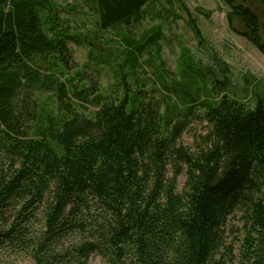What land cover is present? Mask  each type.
Returning a JSON list of instances; mask_svg holds the SVG:
<instances>
[{
    "label": "trees",
    "instance_id": "trees-1",
    "mask_svg": "<svg viewBox=\"0 0 264 264\" xmlns=\"http://www.w3.org/2000/svg\"><path fill=\"white\" fill-rule=\"evenodd\" d=\"M157 1L84 0L96 33L117 35ZM222 2L264 54L258 17ZM62 24L55 0H0V249H21L34 264H264V77L246 76L237 94L229 66L210 54L206 66L182 64L176 100L163 106L125 87L116 101L98 79L81 89L61 79L67 44L90 40ZM140 37L122 36L118 62L100 59L123 86L162 28ZM46 93L55 108L40 100ZM87 104L92 117L79 112ZM199 110L206 133L187 146Z\"/></svg>",
    "mask_w": 264,
    "mask_h": 264
},
{
    "label": "rangeland",
    "instance_id": "rangeland-1",
    "mask_svg": "<svg viewBox=\"0 0 264 264\" xmlns=\"http://www.w3.org/2000/svg\"><path fill=\"white\" fill-rule=\"evenodd\" d=\"M55 3L62 25L69 26L70 34L90 38L89 44L84 43L81 46L68 43L66 58L63 57L59 68L63 73L61 79L66 80L69 85L75 83L79 89L98 79L101 92L112 95L116 101L122 100L127 87L128 96L134 97V92L139 90L141 100L152 99L163 105L170 97L176 100L177 94L186 83L182 64L195 57L200 67L206 66L210 63V54L216 55L229 66V79L237 94L240 93L246 76L258 80L264 77V54L247 39V29L242 22L234 20L230 25V9L222 0H171V3L158 0L154 6H145L141 10L142 13H147L144 19L135 27L124 26L121 35L113 30L97 34V22L84 0H55ZM238 3L250 8L258 17L264 39V6L259 0H238ZM192 20H195L200 36L196 37L193 32L189 24ZM159 26L162 28L163 38L139 57L140 67L134 76L126 77V86H123L116 73L100 62V59L118 62L119 59L113 53L117 48H124L123 35L138 40L140 36L151 34ZM157 67L165 71L159 70L158 73ZM217 68L213 76L219 79L223 70L222 66ZM80 71H83V75L78 78L76 76ZM122 73L124 72L121 71L119 75ZM161 76L166 81L165 85L172 89V93L162 85ZM33 93V98H37L35 91ZM40 100L49 103V109L55 108L56 98L53 93L42 94ZM79 112L86 117H92L94 107L87 104ZM200 112L197 111L190 118L189 129L183 135L182 143L187 146H193L195 138L206 133V124L200 119ZM184 181L185 177H182L180 183L183 184ZM236 219L230 225H239ZM35 228L39 230V225L35 224ZM98 263L99 260L92 262ZM0 264H34V260L21 249L5 246L0 249Z\"/></svg>",
    "mask_w": 264,
    "mask_h": 264
}]
</instances>
